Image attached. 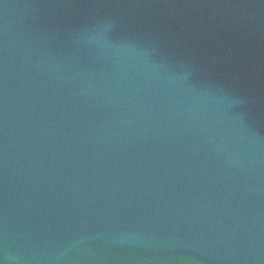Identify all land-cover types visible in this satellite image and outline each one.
<instances>
[{
	"label": "water",
	"instance_id": "1",
	"mask_svg": "<svg viewBox=\"0 0 264 264\" xmlns=\"http://www.w3.org/2000/svg\"><path fill=\"white\" fill-rule=\"evenodd\" d=\"M0 264H264V0H0Z\"/></svg>",
	"mask_w": 264,
	"mask_h": 264
}]
</instances>
